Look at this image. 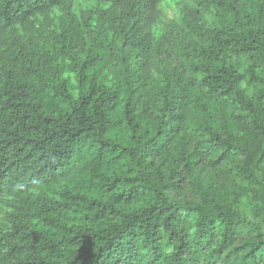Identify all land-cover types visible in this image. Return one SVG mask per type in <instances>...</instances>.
I'll return each mask as SVG.
<instances>
[{"label": "trees", "instance_id": "16d2710c", "mask_svg": "<svg viewBox=\"0 0 264 264\" xmlns=\"http://www.w3.org/2000/svg\"><path fill=\"white\" fill-rule=\"evenodd\" d=\"M0 0V264H264V0Z\"/></svg>", "mask_w": 264, "mask_h": 264}, {"label": "rangeland", "instance_id": "374dc122", "mask_svg": "<svg viewBox=\"0 0 264 264\" xmlns=\"http://www.w3.org/2000/svg\"><path fill=\"white\" fill-rule=\"evenodd\" d=\"M190 0H164L162 2V8L164 10L163 23L156 29V36L159 37L164 31L165 25L171 21H181L183 17V12ZM76 10L81 12V10L90 9L93 7L100 6L106 8L107 5H99L96 1L90 0H76Z\"/></svg>", "mask_w": 264, "mask_h": 264}]
</instances>
